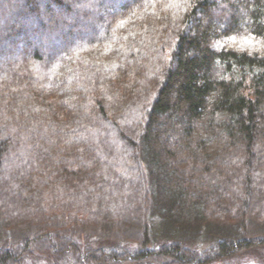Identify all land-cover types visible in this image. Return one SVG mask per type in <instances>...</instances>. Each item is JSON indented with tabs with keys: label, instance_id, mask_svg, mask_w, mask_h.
Returning a JSON list of instances; mask_svg holds the SVG:
<instances>
[{
	"label": "trees",
	"instance_id": "1",
	"mask_svg": "<svg viewBox=\"0 0 264 264\" xmlns=\"http://www.w3.org/2000/svg\"><path fill=\"white\" fill-rule=\"evenodd\" d=\"M261 248L264 0H0V264Z\"/></svg>",
	"mask_w": 264,
	"mask_h": 264
},
{
	"label": "rangeland",
	"instance_id": "2",
	"mask_svg": "<svg viewBox=\"0 0 264 264\" xmlns=\"http://www.w3.org/2000/svg\"><path fill=\"white\" fill-rule=\"evenodd\" d=\"M69 257V256H68ZM61 260V264L68 263L67 259H64L62 257H59ZM53 258L49 256H35V257H25L23 260V264H50L53 262ZM237 261V262H236ZM231 263H225V264H264V248L256 249L252 252H249L247 255L243 257H236L230 259ZM236 262V263H234Z\"/></svg>",
	"mask_w": 264,
	"mask_h": 264
}]
</instances>
